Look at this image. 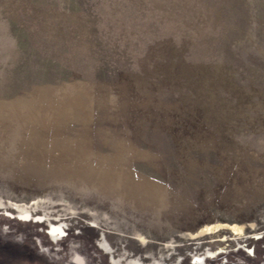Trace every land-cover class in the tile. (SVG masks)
<instances>
[{"label":"rangeland","instance_id":"rangeland-1","mask_svg":"<svg viewBox=\"0 0 264 264\" xmlns=\"http://www.w3.org/2000/svg\"><path fill=\"white\" fill-rule=\"evenodd\" d=\"M100 229L264 264V0H0V264H109Z\"/></svg>","mask_w":264,"mask_h":264},{"label":"bare ground","instance_id":"bare-ground-1","mask_svg":"<svg viewBox=\"0 0 264 264\" xmlns=\"http://www.w3.org/2000/svg\"><path fill=\"white\" fill-rule=\"evenodd\" d=\"M32 201V200H31ZM33 201H35V200H33ZM37 202H38V200H36ZM30 202V201H29ZM19 204V203H18ZM33 204V203H32ZM31 204V205H32ZM10 207H11V209H14V207H16L17 209H19L21 212H22V214H26V213H28V212H30V215L31 216H34V215H40V209H38V210H36L35 212H31V210H30V208H28L27 206L24 208V205H17L16 203H13V204H11L10 205ZM53 214V213H52ZM16 218V217H15ZM16 219H18V218H16ZM18 220H22V221H25V220H30L31 222H38V223H40V222H44L45 221V218L42 220V221H40V220H36V221H34V220H32V219H30V218H28V219H18ZM59 220H61V221H59ZM66 219L64 218V217H59V218H56L55 220H53V219H49V226L51 227V230H50V233H51V236L53 237V239H57L58 238V235L63 231V232H66V230L68 231V229L69 228H65V227H63V222H66L65 221ZM55 222V223H54ZM226 224V223H225ZM235 224V223H234ZM217 225H220V224H217ZM232 225H233V223H232ZM231 225V223L229 224V225H224V226H222L223 228H225V229H230V230H233V231H238V232H241L242 231V229H243V226H237V225H233L232 226ZM242 225V224H241ZM250 225V224H249ZM208 226V225H207ZM207 226H203V227H200L197 231H195V232H193V233H190V235H192V237L194 238V237H196V236H200V235H203V234H206V233H209L210 232V230L211 229H213L214 228V226H212V227H207ZM220 228V227H219ZM71 229V228H70ZM46 233V232H45ZM67 233H69V232H67ZM105 234V233H104ZM237 234H239V233H237ZM46 236H47V238L49 239V237H48V235L46 234ZM105 238H106V236H105ZM98 239H100L101 240V238L100 237H98ZM50 240V239H49ZM59 240V239H58ZM57 240V241H58ZM37 243V242H36ZM40 247H43L42 246V243H41V241L39 240V242L37 243ZM55 244V243H54ZM70 244H72V243H70ZM99 245H101V246H106L105 245V243H102L101 241L98 243ZM101 250V249H100ZM115 251V250H114ZM108 252H110V248H108ZM195 253V252H194ZM193 253V254H194ZM206 253V252H205ZM204 253V254H205ZM118 256H121V257H119V260L117 259V261H118V263L117 264H124L125 262H126V264H129V257H127V256H131L130 254L129 255H124V253H122V254H117ZM123 255H124V257H123ZM133 255V254H132ZM205 257H204V259L207 257L206 255H204ZM114 257V256H113ZM148 257L149 256H142L141 258H135V260H136V262H138L137 264H140L139 262H145L144 264H146V263H148L147 261H145V260H147L148 259ZM115 258V257H114ZM202 258H203V255L200 257V258H198V257H195V259L198 261V262H200L201 260H202ZM121 260H124V262L123 263H121ZM73 262H74V260H73ZM109 262V261H108ZM113 263H115L116 261H112ZM131 264V263H130Z\"/></svg>","mask_w":264,"mask_h":264}]
</instances>
